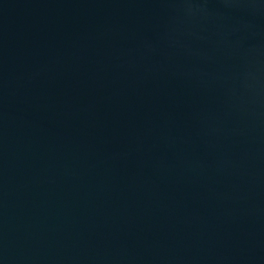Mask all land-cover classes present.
Returning a JSON list of instances; mask_svg holds the SVG:
<instances>
[{
	"label": "water",
	"instance_id": "1",
	"mask_svg": "<svg viewBox=\"0 0 264 264\" xmlns=\"http://www.w3.org/2000/svg\"><path fill=\"white\" fill-rule=\"evenodd\" d=\"M0 264H264V0H0Z\"/></svg>",
	"mask_w": 264,
	"mask_h": 264
}]
</instances>
